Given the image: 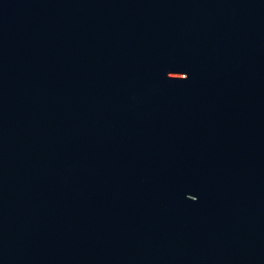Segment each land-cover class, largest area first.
<instances>
[{"label":"water","instance_id":"95a60500","mask_svg":"<svg viewBox=\"0 0 264 264\" xmlns=\"http://www.w3.org/2000/svg\"><path fill=\"white\" fill-rule=\"evenodd\" d=\"M0 264H264V0H0Z\"/></svg>","mask_w":264,"mask_h":264}]
</instances>
